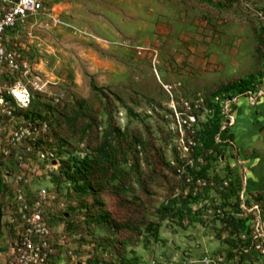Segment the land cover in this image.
<instances>
[{
    "label": "rangeland",
    "instance_id": "rangeland-1",
    "mask_svg": "<svg viewBox=\"0 0 264 264\" xmlns=\"http://www.w3.org/2000/svg\"><path fill=\"white\" fill-rule=\"evenodd\" d=\"M41 1L42 11L10 33L33 72L20 77L37 99L33 110L15 111L13 122L0 125L7 229L19 181L28 197L48 191L45 215L57 232L49 264H264V0ZM249 76L254 99L238 94L228 109L233 140L217 141L221 153L191 170H166L167 185L149 180L142 161L149 191L130 179L127 191L115 193L118 170L130 172L131 162L113 135L117 160L103 165L105 208L97 205L102 200L84 170L94 154L58 125L59 114L82 103L96 111L102 137L108 106L117 128L128 138L149 131L170 163L180 143L171 129L173 104H198ZM119 198L146 204L144 215L126 211ZM112 219L135 226L117 233Z\"/></svg>",
    "mask_w": 264,
    "mask_h": 264
},
{
    "label": "built area",
    "instance_id": "built-area-1",
    "mask_svg": "<svg viewBox=\"0 0 264 264\" xmlns=\"http://www.w3.org/2000/svg\"><path fill=\"white\" fill-rule=\"evenodd\" d=\"M42 9L41 0H0V125L13 122L16 118L14 112L30 109L36 99L35 92L20 77L26 79L28 76H33V72L17 49L11 46L10 33L26 19L38 15ZM32 87L39 88L35 84H32ZM248 92L251 101L254 95L252 91ZM200 101L198 104L186 102L179 107L173 104L169 112L173 135L179 136L180 140L179 145L174 148L177 161L170 162L172 167L183 164L178 169V174L188 170V167L194 168L193 157L198 147L197 133L201 129V124L205 123L208 117H212L210 115L212 111L203 107L204 99ZM237 103L236 98L221 102L224 120L227 121L226 125L223 121L222 131L235 124V113L233 110L229 112L228 109H232V105L235 107ZM202 115L206 117L203 122L200 120ZM14 135V139L20 138L14 132L10 136ZM216 141L220 142V135L217 136ZM1 151L5 155L8 154L6 150H2L0 144V155ZM203 159L200 156L196 163ZM15 184L16 214L8 219L11 225L8 229V243L0 248V264H49L55 254L54 244L50 238L57 232L53 229V219L45 215L44 199L48 196V191L41 190L38 198L35 199L28 197L22 187L18 188L19 181Z\"/></svg>",
    "mask_w": 264,
    "mask_h": 264
},
{
    "label": "trees",
    "instance_id": "trees-1",
    "mask_svg": "<svg viewBox=\"0 0 264 264\" xmlns=\"http://www.w3.org/2000/svg\"><path fill=\"white\" fill-rule=\"evenodd\" d=\"M255 82V76H249L246 79H241L222 85L208 97H205L203 107L209 111H212V114H210L212 117H208V120L201 124V129L197 133L196 141L198 143V147L193 157L195 159V163L200 156L204 159L208 157L210 159L213 153L215 155L218 152L221 153V146L218 145L216 141L218 135H220V140L224 142L233 140L234 135L230 134L229 128H226L223 131L221 130L225 117L221 107V102L227 99L235 98V96L238 94H244L248 91H252L254 89L253 87L255 86ZM91 88L96 93L102 94L103 92L102 89L98 88L94 84L91 85ZM36 99L34 100L32 107L24 111L30 112L33 110ZM216 99L219 100L216 101ZM44 107L50 109L49 105ZM106 113L108 116V125L103 131L102 137H100V132L98 130L100 124L98 122L96 111L84 108L82 103L79 105L77 111L70 114H59V118L57 119L59 126L61 123L65 124L67 127L66 129L71 131L73 135L79 137V140L84 142L87 148L94 154V158L91 160L89 158L84 160V170L86 173L85 179L89 183V189L95 193L97 192L100 196L102 201L97 205L103 208H105L103 192H105L104 190L107 189L106 187L102 186L101 181L103 180L101 178L106 173V168L103 165H110V161L113 162L117 160V156L115 155V151L110 141L113 135L117 137V141L119 142L120 146L129 153L131 162L130 172L127 173L125 171L118 170V173L121 175L122 179V181H120V186L115 190V193L118 195L128 190L127 180L130 179L136 182V184H138L145 192L149 191V185L147 180L144 178V174L141 169L142 161L147 167H149V180L160 181L162 184L164 183L166 185L169 184V182L167 180V174H165V171L167 170L170 171V173L177 175L178 169L183 166V164H180L179 167H172L170 163L166 162L163 152L160 148L156 147L153 136L149 131L146 137H143L140 134H133L131 138H128L127 132L121 131V129L117 128L113 119L112 110L108 106L106 107ZM173 151L175 156V149ZM141 154H143V158H141ZM187 169L191 170L190 167ZM193 176L195 178L199 177L195 173ZM119 199L121 200L122 206L125 204L124 208L126 211L135 213V216L137 217H142L144 215L143 209L146 207V204H140V200H128L127 198ZM126 220V223H122L120 220L112 219V230L117 231V233H124V231L128 230L130 227L135 226L133 224L131 225L128 219ZM131 222H135V219L131 220ZM120 242L122 241L119 239L118 243Z\"/></svg>",
    "mask_w": 264,
    "mask_h": 264
},
{
    "label": "crops",
    "instance_id": "crops-1",
    "mask_svg": "<svg viewBox=\"0 0 264 264\" xmlns=\"http://www.w3.org/2000/svg\"><path fill=\"white\" fill-rule=\"evenodd\" d=\"M0 173V195L3 190V179ZM7 217L3 214V208L0 207V248H3L8 243V229L6 227Z\"/></svg>",
    "mask_w": 264,
    "mask_h": 264
}]
</instances>
